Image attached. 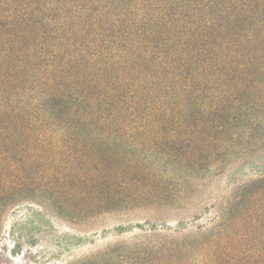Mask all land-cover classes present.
I'll return each mask as SVG.
<instances>
[{
    "label": "trees",
    "instance_id": "obj_1",
    "mask_svg": "<svg viewBox=\"0 0 264 264\" xmlns=\"http://www.w3.org/2000/svg\"><path fill=\"white\" fill-rule=\"evenodd\" d=\"M148 132L201 145L117 151L145 148ZM263 137L264 0H0V201L38 165L59 196L70 178L98 190L105 161L158 177L149 161L204 170ZM223 249L227 264H264L263 246Z\"/></svg>",
    "mask_w": 264,
    "mask_h": 264
},
{
    "label": "rangeland",
    "instance_id": "obj_2",
    "mask_svg": "<svg viewBox=\"0 0 264 264\" xmlns=\"http://www.w3.org/2000/svg\"><path fill=\"white\" fill-rule=\"evenodd\" d=\"M175 134L148 132L151 142L145 148L133 143L117 151L137 155L154 145L152 138L159 151L170 154L201 145L173 143ZM189 135L195 140L199 133H184L180 139ZM204 149V154L212 152ZM17 160L18 169L24 168ZM61 160V167L79 162ZM149 163L157 165L160 176L152 177L151 169L137 174L119 170L117 176L110 173L115 166L105 161V177L95 183L98 190L70 178L59 196L50 189L58 179L48 175L53 172L49 167L43 177L41 165L27 169L30 173L12 180L20 193L0 201V264H227L225 247L261 255L264 137L237 155L204 162V170L190 165L186 170L173 167V173L172 164ZM216 231L221 235L215 247L208 240ZM160 247L170 251L164 261L155 253Z\"/></svg>",
    "mask_w": 264,
    "mask_h": 264
}]
</instances>
